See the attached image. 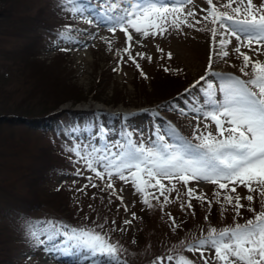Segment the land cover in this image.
I'll list each match as a JSON object with an SVG mask.
<instances>
[{
    "label": "rangeland",
    "instance_id": "1",
    "mask_svg": "<svg viewBox=\"0 0 264 264\" xmlns=\"http://www.w3.org/2000/svg\"><path fill=\"white\" fill-rule=\"evenodd\" d=\"M224 2L213 0L218 6ZM254 3L259 5L261 0H254ZM63 6L64 0H0V12L7 10L0 17V114L15 111L33 114L58 107L71 108L82 103L91 107L98 103L109 110L125 112L129 120L134 119V113L143 117L137 126H114L111 132H104L107 138H117H106V143L121 140L120 135L125 131L131 133L138 143L141 140L147 141L157 125L166 126L169 122L181 135L191 139L193 126L197 123L193 118L194 113L189 112L185 117L173 110L164 112L160 109L159 112L157 107L165 101L163 98L173 92L177 94L175 92L179 88L187 86L186 89H189L194 81L205 74L211 50V35L210 32L197 30L203 28V24L194 28L182 25L180 31L170 30L162 38H143L130 29L133 40L128 42L123 32L117 30L113 35L104 26L88 24L73 17L68 11L62 10ZM95 6L100 7L99 0H96ZM208 7L206 0H193V4L188 6L197 12V19L206 14L200 9ZM36 21L47 24L50 29L44 30ZM189 22H192L191 17ZM209 27L212 25L209 24ZM68 29H71V40H64L61 34ZM90 32L96 34L97 38H89ZM106 40L111 41V49ZM129 43V52L147 79L140 75V70L129 59L128 53L123 51ZM158 47L163 49L162 53L157 51ZM235 47L236 41L233 39L228 46L230 55L225 60L213 55V72L247 79L239 71L242 60L236 58L233 51ZM242 51L248 52V49ZM137 53H144L145 58L140 59ZM168 53H171V59L167 58ZM249 55L264 60V55ZM148 56L152 57L151 62ZM117 67L119 70L113 71ZM165 67L171 71L165 72ZM209 79L215 80V77L209 76ZM172 87L174 89L171 93L162 92ZM197 89H191V92L196 93ZM178 96L191 99V95L185 94V91ZM176 105L187 106L182 99ZM147 109H150L148 114L154 115L153 118L145 115ZM89 125L88 122H77L65 130L53 128L45 132L28 130L21 124L1 125L0 143H3L4 149L0 150V189L9 191L11 195L13 192L20 198L43 200L48 202L50 208H55L51 214H56V219L45 216L43 211L30 210L23 214L27 221H53L68 225V222L73 224V220L79 223L78 226L81 224L89 228L103 224L111 242L122 249L120 258L125 264H154L157 257L181 254L194 261V264H203L199 252L184 251L180 248V242L199 239L210 226L220 229L232 225L234 213L231 208L222 212L221 206L213 202L209 212L206 205L202 206L193 199L192 209L182 211L181 201L175 199V192L169 194L172 203L165 205L163 211L155 200L151 201L155 206L148 208L141 202L140 196L134 193L130 183L124 184L118 179H114L113 184L117 195L123 197L124 205L129 206V212L124 211L116 195H110L111 190H100L103 184L99 179L94 180L99 187L89 186L83 192L78 191L88 183L86 177L94 174L87 171L83 163H76L77 158L68 149L76 144L104 145L99 140L100 133L95 128H88ZM214 129L215 125H212L209 130ZM43 156L51 163V171L43 178L45 181L40 185L37 182L36 186L31 183V178L37 180V177L32 175L33 169L30 166ZM77 171L83 175L77 176ZM162 182L168 184V181ZM188 187L197 188L198 193L202 192L209 200H215L213 193L216 185L201 183L198 187L196 182H191ZM177 188L182 199H186L183 197L184 188L180 184H177ZM148 191L159 195L156 189ZM237 193L242 197L248 194L243 186L237 187ZM252 195V207L259 211V194L254 192ZM4 198L3 191H0V202ZM160 199L162 201L163 197ZM241 203L247 205L248 201L242 199ZM3 208L0 204V211ZM133 212L135 220H132ZM190 212H194V215ZM241 212L242 218L238 219V223L243 224L253 216V213L245 209H241ZM166 213H171L178 227L173 229ZM25 218L13 223L9 216L0 213V229L6 232L5 238L8 240L0 248L6 253L9 251L7 257H0L1 264H66L63 259L59 260L62 256H53L44 250V245L36 244L26 231ZM125 219L132 220V223L124 225ZM113 220L116 221V227H124L126 230L109 231L114 227L111 224ZM97 231L100 229L97 228ZM15 236H18L17 239ZM209 255H214V252L206 251L205 256ZM65 261L72 264L69 258ZM164 264L174 262L165 261Z\"/></svg>",
    "mask_w": 264,
    "mask_h": 264
},
{
    "label": "snow or ice",
    "instance_id": "2",
    "mask_svg": "<svg viewBox=\"0 0 264 264\" xmlns=\"http://www.w3.org/2000/svg\"><path fill=\"white\" fill-rule=\"evenodd\" d=\"M95 3L96 0H64L62 10L88 24L104 26L113 35L119 30L128 42L133 40L130 29L143 38H162L170 30L180 31L182 25L194 28L203 24V28L197 30L210 32L211 50L205 74L185 89V94L191 95V99H185L187 106H168V110L181 116L187 117L189 112L195 114L193 118L197 123L193 126L191 139L181 135L169 122L166 126L157 125L152 136L139 143L125 131L121 140L104 143L103 147L73 145L68 151L77 158L75 162L83 163L84 168L94 174L86 177L88 183L78 191L83 192L89 186L99 187L94 182L99 179L103 184L100 190H111L110 195H116L124 211L129 212V206L124 205L123 197L117 195L114 187L113 180L118 179L124 184L130 183L148 208L155 206L151 202L155 200L163 211L165 205L172 203L169 198L172 192L176 193L175 199L181 201L182 211L192 209L193 199L206 205L209 212L213 202L221 206L222 212L231 208L234 213L232 225L220 229L210 226L199 239L181 241L180 248L199 252L203 264H264V60L249 55H264V0L259 5L254 0H225L219 6L213 0H206L209 7L200 9L206 14L199 19L197 12L188 8L193 0H99L100 7ZM70 31L62 33L61 38L71 40ZM88 36L97 38L91 32ZM233 39L236 41L233 51L236 58L242 60L239 71L247 79L213 72V55L221 60L229 57L228 46ZM105 42L111 49V41ZM130 48L129 43L123 51L128 53L140 75L147 79L135 57L131 56ZM242 49H248V52ZM157 51L162 53L163 49L158 47ZM136 55L145 58L144 53ZM167 58L171 59V53ZM147 59L152 61L151 56ZM120 60H123L122 56ZM118 70L119 67L113 69ZM164 71L171 69L165 67ZM209 76L215 80H210ZM191 89H197V92L192 93ZM212 125H215L214 131L209 130ZM76 175L83 174L77 171ZM162 181H168V184ZM191 182H196L198 187L201 183L216 185L215 200L198 193L197 188L188 187ZM177 184L184 188L186 199H182ZM239 186L247 189L246 196L237 193ZM149 189H156L159 195ZM254 192L259 194V211L252 207ZM160 197H163L162 201ZM242 199L248 204H242ZM241 209L253 213L243 224L237 222L242 218ZM189 214L194 215V212ZM166 215L173 229L178 227L171 213ZM131 216L132 220L136 219L134 212ZM25 219L28 235L53 256L70 258L73 264H125L120 258L122 249L111 242L103 224L77 228L62 222ZM132 220L125 219L123 224L130 225ZM111 224L114 226L109 229L111 232L126 230L116 227L115 220ZM206 251L214 252V255L205 256ZM165 261L194 264L182 254L157 257L154 264Z\"/></svg>",
    "mask_w": 264,
    "mask_h": 264
},
{
    "label": "trees",
    "instance_id": "3",
    "mask_svg": "<svg viewBox=\"0 0 264 264\" xmlns=\"http://www.w3.org/2000/svg\"><path fill=\"white\" fill-rule=\"evenodd\" d=\"M5 12H7V10L0 12V17L3 16ZM36 24L42 26L44 30L50 29V27L47 24H43L41 21L39 22L36 21ZM31 28L29 29L31 30ZM33 28H37V27H33ZM154 85L157 86L158 83H154ZM173 89L174 87H172L170 90H164L162 92L164 94H167L168 92L171 93V90ZM180 90L181 89L179 88L176 90V92H179ZM173 93L166 96L163 99L165 100L169 98L170 96L173 95ZM167 104L169 103L166 102L163 103V105H167ZM148 116L149 118H152L154 115L149 114ZM127 117L129 116L123 114H109L103 111H76V110H72V108L64 109L58 107L54 109L40 111L38 113H33V114L16 112V111L11 112L9 114L1 113L0 128L1 125L16 126L18 124H21L23 127H25L28 130L45 132L53 128H56L57 130H61V129L65 130L71 125H76L77 122H88L90 124L88 128H95V129H99V131H104L109 133L113 130L112 127L114 126L127 128V126L129 127L132 126L133 124L137 125V123L142 118L141 116L137 115L134 117V119L129 120L126 119ZM110 127L111 129H109ZM67 132L65 134H67ZM74 133L75 132H72L71 134L75 135ZM123 135L124 133L122 132L120 136L123 137ZM2 149H4V146L3 143L2 144L0 143V150ZM50 165L51 163L48 161V159L43 156V158H40L39 161L37 160L34 165L30 166L31 170L33 169L32 175L33 176L35 175L37 177V180L35 179V177L34 179L31 178L32 180L31 183L34 185L36 184V186L38 183H39L38 185L43 183L45 181L43 178L51 171L49 167ZM0 191H3V196L5 197L4 200H1L0 202V204L4 206V208L1 209L0 213H3L5 216H9L10 220H12L13 223L17 222L18 220H23L25 218V215L23 214L29 213L30 210L43 211L45 216L56 219V214H51V211H55V208H50V206H48V202L34 198L33 200L31 198H25V197L20 198V196H15L13 192H12L13 195H11L9 191H6L4 189L3 190L0 189ZM4 211H6L7 213ZM57 211L62 213V211H59L58 209ZM71 221L73 222V220ZM74 224L75 226L79 225L78 223H74ZM5 233L6 232L0 229V245L5 244L8 241L7 238H5ZM17 237L18 236H15L16 239ZM8 255H9V251H7L6 253L0 248V257L2 256V258H5ZM1 263L2 261L0 260V264Z\"/></svg>",
    "mask_w": 264,
    "mask_h": 264
},
{
    "label": "water",
    "instance_id": "4",
    "mask_svg": "<svg viewBox=\"0 0 264 264\" xmlns=\"http://www.w3.org/2000/svg\"><path fill=\"white\" fill-rule=\"evenodd\" d=\"M94 106H95L94 108H96V107L98 108L97 105H94ZM76 109H77V110H82V109L85 110V109H87V106H86V105H83V106H77Z\"/></svg>",
    "mask_w": 264,
    "mask_h": 264
},
{
    "label": "bare ground",
    "instance_id": "5",
    "mask_svg": "<svg viewBox=\"0 0 264 264\" xmlns=\"http://www.w3.org/2000/svg\"><path fill=\"white\" fill-rule=\"evenodd\" d=\"M111 110V109H110ZM63 262H65L67 264V261L63 260Z\"/></svg>",
    "mask_w": 264,
    "mask_h": 264
}]
</instances>
